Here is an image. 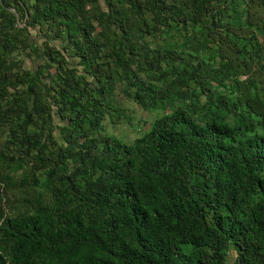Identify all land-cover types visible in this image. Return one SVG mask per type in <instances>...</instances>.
Instances as JSON below:
<instances>
[{
    "label": "trees",
    "instance_id": "obj_1",
    "mask_svg": "<svg viewBox=\"0 0 264 264\" xmlns=\"http://www.w3.org/2000/svg\"><path fill=\"white\" fill-rule=\"evenodd\" d=\"M0 264H264V0H0Z\"/></svg>",
    "mask_w": 264,
    "mask_h": 264
},
{
    "label": "rangeland",
    "instance_id": "obj_2",
    "mask_svg": "<svg viewBox=\"0 0 264 264\" xmlns=\"http://www.w3.org/2000/svg\"><path fill=\"white\" fill-rule=\"evenodd\" d=\"M28 64H30V62H28ZM121 102L127 109L133 111V125H130L126 120L116 125H112L110 124V121H107L105 133L107 136L119 138L124 142L131 143L139 136L140 128L146 129V126H144L142 121L150 122L152 117L150 113L147 114L126 100Z\"/></svg>",
    "mask_w": 264,
    "mask_h": 264
},
{
    "label": "built area",
    "instance_id": "obj_3",
    "mask_svg": "<svg viewBox=\"0 0 264 264\" xmlns=\"http://www.w3.org/2000/svg\"><path fill=\"white\" fill-rule=\"evenodd\" d=\"M13 13L15 12L14 10H11ZM20 27L22 26L21 24H18Z\"/></svg>",
    "mask_w": 264,
    "mask_h": 264
}]
</instances>
